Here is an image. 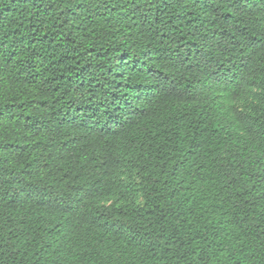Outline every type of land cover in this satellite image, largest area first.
I'll use <instances>...</instances> for the list:
<instances>
[{
  "label": "trees",
  "instance_id": "obj_1",
  "mask_svg": "<svg viewBox=\"0 0 264 264\" xmlns=\"http://www.w3.org/2000/svg\"><path fill=\"white\" fill-rule=\"evenodd\" d=\"M0 264H264V0H0Z\"/></svg>",
  "mask_w": 264,
  "mask_h": 264
}]
</instances>
